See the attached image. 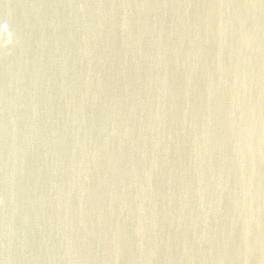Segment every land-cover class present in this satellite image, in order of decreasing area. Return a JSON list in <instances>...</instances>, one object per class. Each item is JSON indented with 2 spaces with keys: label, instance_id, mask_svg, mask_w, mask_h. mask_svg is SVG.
Segmentation results:
<instances>
[{
  "label": "water",
  "instance_id": "95a60500",
  "mask_svg": "<svg viewBox=\"0 0 264 264\" xmlns=\"http://www.w3.org/2000/svg\"><path fill=\"white\" fill-rule=\"evenodd\" d=\"M0 264H264V0H0Z\"/></svg>",
  "mask_w": 264,
  "mask_h": 264
}]
</instances>
